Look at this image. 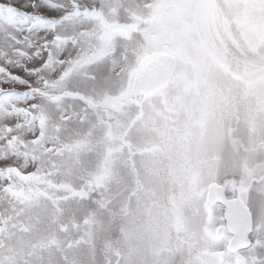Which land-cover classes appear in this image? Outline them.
<instances>
[{"label": "rangeland", "instance_id": "374dc122", "mask_svg": "<svg viewBox=\"0 0 264 264\" xmlns=\"http://www.w3.org/2000/svg\"><path fill=\"white\" fill-rule=\"evenodd\" d=\"M60 3L76 12V43L53 53L28 104L0 101V264H199L197 251L223 244L202 232L207 210L221 214L204 193L227 175L195 157L209 146L210 126L197 115L212 88L230 98L226 116L214 103V126L239 128L240 139L224 135L229 151L264 152L255 84L232 80L196 35L199 23H220L222 9L214 0ZM4 30L0 62L18 60ZM157 50L176 56L174 72L160 91L135 94L136 66Z\"/></svg>", "mask_w": 264, "mask_h": 264}, {"label": "flooded vegetation", "instance_id": "af4514ba", "mask_svg": "<svg viewBox=\"0 0 264 264\" xmlns=\"http://www.w3.org/2000/svg\"><path fill=\"white\" fill-rule=\"evenodd\" d=\"M214 1H217L218 8L222 9L220 23L216 22L215 17L210 27L201 22L196 28V35L207 54L225 69L226 75L232 80L243 85L255 84L256 99L264 115V0ZM227 2L234 3L235 9H231L232 12L226 8ZM197 18L200 20L198 16ZM214 38L220 42L224 53H220L213 44ZM256 72H259V75L249 81L237 76H250ZM185 74L189 81H194L193 73L189 72L188 75L185 71ZM242 95L244 96V92ZM229 99L223 88L218 92L216 88H212L207 96L208 103L205 105L204 113L197 115V121L201 125L210 126L208 129L210 135L206 153H197L195 157L204 159L206 156L212 164L210 171L216 172L215 175L222 173L227 177L222 180H210L204 193L205 200L211 206H220L221 214L214 219L207 210L204 218L211 226L203 228L202 232L215 241H222V247L197 251L196 256L199 264H214V258L211 260L201 257V253L205 252H220V264H225L227 259L231 260V264H264V152L229 151V146L223 139L225 136V139L230 137L234 140L240 139L233 137V134L239 131L238 126L228 125L223 130L222 126L213 124L214 103L220 106L221 113L226 116ZM202 133L203 130L197 134ZM219 133L222 134L220 139ZM193 142L195 147L199 145V148L203 149L202 145L196 143L198 140L194 139ZM235 168L238 170L237 177L229 173V170ZM212 183H216L215 187L221 186L224 202L209 200L208 192ZM218 191L219 187H216L214 194L216 195ZM175 215L176 219L181 221L180 209L175 210ZM234 236L238 239L246 237L247 243L239 242L238 246L231 250L230 244ZM184 242L191 244L186 238Z\"/></svg>", "mask_w": 264, "mask_h": 264}, {"label": "snow or ice", "instance_id": "6c2138e0", "mask_svg": "<svg viewBox=\"0 0 264 264\" xmlns=\"http://www.w3.org/2000/svg\"><path fill=\"white\" fill-rule=\"evenodd\" d=\"M75 15V10L69 13L60 0H0L3 39L5 44L15 41L18 56V60L5 58L0 62V86H9L0 91V101L8 105L29 103L37 82L54 63L53 53L76 43ZM69 27L73 28L71 39L66 38ZM18 33L26 34L23 40L18 39Z\"/></svg>", "mask_w": 264, "mask_h": 264}, {"label": "water", "instance_id": "95a60500", "mask_svg": "<svg viewBox=\"0 0 264 264\" xmlns=\"http://www.w3.org/2000/svg\"><path fill=\"white\" fill-rule=\"evenodd\" d=\"M176 65V58L173 54L166 53L164 51H153L145 55L138 63L132 82V90L134 93L143 91L145 94H153L156 91L163 88L169 81L173 70ZM189 75V72H186ZM259 75V72L253 73L250 76L237 75L243 80H253ZM191 77V75H190ZM219 187L218 193L215 195V189ZM215 183L211 184L208 198L212 202H224L221 186H216ZM179 214V211H177ZM180 240L185 241L183 236L179 237ZM247 243L246 237H233L231 240V250H234L238 246V243ZM201 257L213 259L214 264H220L221 253L220 252H205L201 253ZM211 259V260H212Z\"/></svg>", "mask_w": 264, "mask_h": 264}]
</instances>
